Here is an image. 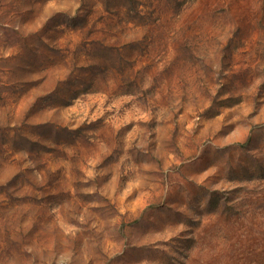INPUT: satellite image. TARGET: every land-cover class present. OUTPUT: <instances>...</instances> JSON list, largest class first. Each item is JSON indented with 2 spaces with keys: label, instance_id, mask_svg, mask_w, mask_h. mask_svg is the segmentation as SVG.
<instances>
[{
  "label": "rangeland",
  "instance_id": "obj_1",
  "mask_svg": "<svg viewBox=\"0 0 264 264\" xmlns=\"http://www.w3.org/2000/svg\"><path fill=\"white\" fill-rule=\"evenodd\" d=\"M0 264H264V0H0Z\"/></svg>",
  "mask_w": 264,
  "mask_h": 264
}]
</instances>
